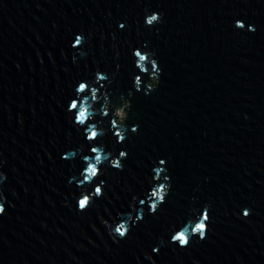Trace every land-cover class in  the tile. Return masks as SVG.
Masks as SVG:
<instances>
[{"label":"water","instance_id":"95a60500","mask_svg":"<svg viewBox=\"0 0 264 264\" xmlns=\"http://www.w3.org/2000/svg\"><path fill=\"white\" fill-rule=\"evenodd\" d=\"M153 12L162 23L148 27ZM134 49L155 53L153 90ZM98 71L112 83L100 88ZM80 81L100 89L97 108L108 95V116L90 122L106 130L95 145L128 155L78 187L94 146L67 111ZM121 99L131 107L117 143ZM161 159L171 190L151 215ZM0 173V264H152L145 253L155 264H264V0H0ZM100 181L104 195L78 211ZM205 205L207 238L170 243ZM105 221L129 222L128 237L115 242Z\"/></svg>","mask_w":264,"mask_h":264},{"label":"clouds","instance_id":"9594fccd","mask_svg":"<svg viewBox=\"0 0 264 264\" xmlns=\"http://www.w3.org/2000/svg\"><path fill=\"white\" fill-rule=\"evenodd\" d=\"M158 23H162V15L157 12H153L145 17V25L148 27H152ZM119 27L123 29L125 27L124 24H120ZM235 27L244 29L245 24L243 21L237 20L235 22ZM249 31H255L254 26H248ZM85 41V37L82 34L76 36L72 47H81ZM51 55V54H49ZM133 55L136 58L135 66L139 69L141 73H147L149 71L148 65H151V75L146 82V87L148 90H153L157 87L159 82V73L160 69L158 66V61L154 59L155 53L143 52L140 49H134ZM73 61L75 62V57H73ZM96 82L100 84V88H105L106 84L103 83L107 81V84H111L112 80L108 77L107 74L97 72L96 73ZM154 80L153 86H149V82ZM137 81L139 82L137 84ZM134 88L136 91H140L142 89V85L145 84L142 77L140 75H136L133 77ZM131 92V91H130ZM75 93L77 98H74L70 101L67 111L70 113H74V124L80 127H84L85 138L94 146L91 147L90 152L92 156H84L83 160L85 162V167L82 169L80 175L82 176V181L78 184V187L85 184H92L95 180H97L101 172V165L105 162L109 164L110 167L116 170H123L124 164L123 161L127 158L128 153L126 151L121 150L118 156H113L111 153H106L104 151L103 145L96 146L95 142L100 140L105 134L106 130L99 127L97 124L90 123L95 119L97 115L101 118L108 116L109 111H105L104 106V98L108 96L105 94L103 96V103L99 108L96 107L101 100V92L100 89L90 85L87 81H80L75 88ZM86 94L90 95V100L86 99ZM133 92H131V95ZM130 95V96H131ZM131 104L126 108V118H128V110L130 109ZM87 126V127H85ZM111 128L116 129L114 135L117 137V143H123L126 140V134L123 129L125 128V122L121 126L117 121L111 120ZM132 133H136L138 131V126H133L131 128ZM83 148L78 150H73V155H75L76 151H82ZM67 159V156L63 157ZM167 162L161 159L158 162V167L154 169L155 176L154 179L156 181L163 180L164 182L155 184L150 192V197L152 202L149 205V214L155 215L160 209L161 205L166 202V198L170 193L171 184L169 182V177L166 175ZM0 177H4L3 173H0ZM6 179V177H4ZM3 180L0 179V184H2ZM104 181H100L99 184H96L93 191L88 193L87 191H82L80 196L77 198V206L78 211L85 212L90 208L94 202V199H99L104 195ZM6 199L3 197L2 190H0V200ZM136 198L133 197V200ZM141 204L144 203L143 200L140 201ZM209 205H205L203 212L200 213L196 209L192 211L196 213V220H189L187 225L180 227L175 230L170 238V243L177 244L180 248H186L192 243V238L194 236H198L200 240H204L207 238L208 232V224L211 221V217L208 211ZM6 211L3 203H0V215L4 214ZM242 215L244 218H248L251 215V209H243ZM141 217H137L140 219ZM106 227L109 230V234L112 239L119 243L120 240L126 239L128 237L129 232L131 231L132 225L126 221H120L115 224H109L107 221L104 222ZM161 245L164 244L163 239L160 241ZM154 252H158V248L153 249ZM145 258L149 261H152V264H155L153 257L145 253Z\"/></svg>","mask_w":264,"mask_h":264},{"label":"rangeland","instance_id":"374dc122","mask_svg":"<svg viewBox=\"0 0 264 264\" xmlns=\"http://www.w3.org/2000/svg\"><path fill=\"white\" fill-rule=\"evenodd\" d=\"M119 103H121L122 105H120V107H115L113 110V115L117 122L124 120L125 115H126L125 108L127 107V104H128L126 100L124 99H121Z\"/></svg>","mask_w":264,"mask_h":264},{"label":"trees","instance_id":"16d2710c","mask_svg":"<svg viewBox=\"0 0 264 264\" xmlns=\"http://www.w3.org/2000/svg\"><path fill=\"white\" fill-rule=\"evenodd\" d=\"M106 100V99H105ZM127 102V101H126ZM120 105H122L121 103L117 104L116 107H120ZM115 120V117H114ZM116 121V120H115ZM122 121H119L118 123H121Z\"/></svg>","mask_w":264,"mask_h":264}]
</instances>
